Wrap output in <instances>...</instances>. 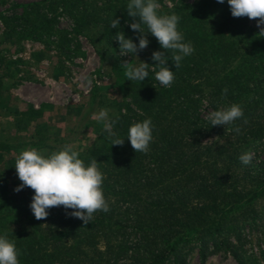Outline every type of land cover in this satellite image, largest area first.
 Here are the masks:
<instances>
[{
    "label": "trees",
    "instance_id": "trees-1",
    "mask_svg": "<svg viewBox=\"0 0 264 264\" xmlns=\"http://www.w3.org/2000/svg\"><path fill=\"white\" fill-rule=\"evenodd\" d=\"M128 2L51 0L46 10L68 14L77 34L97 28L92 42H97L98 51L106 45L115 53L117 32L136 43L129 27L133 18L127 14ZM42 6L33 5L36 20L24 15L37 38L50 34L57 22V15L48 18ZM159 12L180 16L178 30L194 51L179 68L167 53V67L175 76L168 88L154 78L151 65L157 62L151 54L163 50L152 35L147 36V52L133 54L128 61L150 65L143 82L127 80L122 61L113 63L116 112L109 117L119 118L112 131L124 138V144L110 146L109 132L100 128L97 141L79 151L86 165L92 158L99 163L108 212L98 211L84 224L66 215L63 207H55L46 219L36 220L29 207L34 193L27 187L13 191L20 184L16 157L8 156L5 151L10 146L0 141V235L7 234L15 242L20 264H110L123 258H128L127 264H185L186 254L194 248L204 261L212 252L235 253L244 240V229L257 228L264 220V37L257 34L260 29L247 17H232L227 0L223 4L178 0ZM112 18H119L117 28H110ZM204 103L212 110L237 103L243 117L233 125L210 126L201 113ZM147 118L153 126L149 151L135 153L127 129ZM234 126H240L242 134L228 130ZM55 150L59 149L49 147L44 153ZM248 151L254 157L244 165L239 156Z\"/></svg>",
    "mask_w": 264,
    "mask_h": 264
},
{
    "label": "rangeland",
    "instance_id": "rangeland-1",
    "mask_svg": "<svg viewBox=\"0 0 264 264\" xmlns=\"http://www.w3.org/2000/svg\"><path fill=\"white\" fill-rule=\"evenodd\" d=\"M50 1L0 0V141L10 146L5 151L10 152L8 156L16 157L29 148L44 153L49 147L60 149L66 144L77 151L93 145L104 128L95 114L104 108L110 109L109 115L116 112L113 63L132 59L133 54L120 56L106 45L98 51L97 42H92L97 28L77 34L68 14L60 9L48 13ZM175 1L159 4L170 8ZM35 3L43 4L41 10L48 18L57 15L52 32L41 38L31 33L24 19L30 14L29 18L36 20L31 13ZM249 24L257 27L256 20ZM134 38L138 44L137 33ZM146 52L145 48L137 55ZM211 111L204 103L201 113L206 121ZM243 236L235 253L212 252L202 261L194 248L186 254L185 264H263L264 220L257 228L244 229ZM128 262L123 258L110 264Z\"/></svg>",
    "mask_w": 264,
    "mask_h": 264
},
{
    "label": "clouds",
    "instance_id": "clouds-1",
    "mask_svg": "<svg viewBox=\"0 0 264 264\" xmlns=\"http://www.w3.org/2000/svg\"><path fill=\"white\" fill-rule=\"evenodd\" d=\"M223 4L224 0H217ZM231 16L234 18L247 17L256 20L260 29L257 33L264 37V0H227ZM160 4L157 0H129L126 6L127 14L133 18L130 29L137 33L138 44L131 38H125L120 31L115 35L119 45V55L134 54L147 48L149 40L146 34H151L157 40L163 51H154L151 60L157 62L152 66L156 81L165 88L171 87L175 76L169 70L166 61L167 53L171 52V61L175 68L181 66V61L190 56L194 48L190 42H185L183 34L178 30L180 16L175 13L160 14ZM119 26V18L111 20L110 28ZM125 77L129 81L143 82L149 76V64L140 62L133 65L129 62L122 64ZM90 82V81H89ZM226 95L227 89L222 90ZM110 109H101L95 114V119L103 123L109 132L110 146H122L124 138L112 131L118 117H109ZM243 117L241 105L232 103L230 106L213 110L207 115L210 126H229ZM247 123V120H244ZM237 135L242 134L240 126L228 129ZM152 121L150 118L142 122H134L127 129V140L133 151L147 153L152 141ZM254 153L244 152L239 156L242 164L251 163ZM95 158L86 165L80 158L79 151L72 145H64L59 150L47 154L29 148L21 150L15 158L14 168L20 184L13 189L20 192L25 187L33 191L29 204L32 215L36 220H44L49 215V209L63 207L65 214L78 218L84 224L90 223L98 211L108 212L109 204L103 193L104 175L98 167ZM68 209L72 211L67 212ZM19 251L14 241L7 234L0 235V264H20Z\"/></svg>",
    "mask_w": 264,
    "mask_h": 264
}]
</instances>
